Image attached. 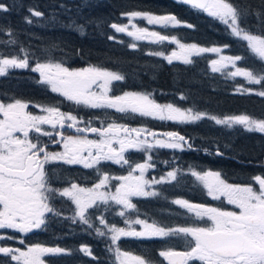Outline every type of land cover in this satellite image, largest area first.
Returning a JSON list of instances; mask_svg holds the SVG:
<instances>
[{
  "label": "snow or ice",
  "instance_id": "snow-or-ice-1",
  "mask_svg": "<svg viewBox=\"0 0 264 264\" xmlns=\"http://www.w3.org/2000/svg\"><path fill=\"white\" fill-rule=\"evenodd\" d=\"M176 2L206 13L225 25L230 37L244 42L243 46L249 55H224V50L231 47L228 44L206 47L198 46L197 43H183L175 35L150 31L133 22L142 19L147 25L161 28L195 27L182 23L174 14L132 10L121 13L127 18L128 24L113 22L109 26L115 33H126L137 41L147 39L151 43L168 42L176 45L178 51L147 53L162 58L170 65L174 61L191 65L195 63L193 57L214 53L218 58L209 61L213 73L227 70L226 78L235 80L241 77L246 85L258 86L239 84L235 88L236 93L264 98V0L259 7H254L248 0ZM11 10L4 0H0V13H9ZM28 13L23 17L27 24L34 23L32 17L44 16L34 7H29ZM253 19L255 23H250ZM75 28L83 33V25H76ZM108 39L117 38L110 35ZM0 44L7 49L0 52V77L8 76L13 69H30L32 73L38 74V84L76 106L114 110L124 117L131 114L180 124H194L208 119L227 128L241 126L246 132L264 134V118L247 113L220 117L192 107L182 109L173 103H158L151 93L124 91L113 95V82L124 81L123 74L98 65L71 68L63 59H56L53 51L58 48L56 44L47 49L30 51L31 46H23L10 25L0 24ZM16 45H19L17 49L10 47ZM129 47L135 49L137 45L133 43ZM249 60L253 61L252 65L248 64ZM239 62H243L244 66H240ZM180 99L186 100L187 97L181 94ZM59 104H37L15 97L8 98L7 102L0 100V230H13L26 235L46 227L51 214L70 220L72 224L86 225L87 229L83 231L93 230L97 236H107L111 245L115 246L116 264H164L165 261L167 264H264V173L255 174L247 183L241 184L228 182L220 171L189 167V174L202 185L208 197L213 201H226L227 205L234 208L226 210L177 198L172 203L185 209L194 218L187 226L171 227L156 221L148 223L145 219H130L126 213L138 211L132 197H157L161 192L155 190L154 185L178 182L179 168L166 171L158 179L146 177V173L156 167L153 162L154 150L183 151L185 147L192 149L193 145L177 131L158 133L147 127H131L111 117L95 127L90 120L85 121L72 112L62 111ZM30 105L38 108L40 114L30 111ZM66 128L74 129L75 134H67L63 131ZM89 133L96 138L90 139ZM49 144L60 145L62 151H50ZM133 151L143 153L144 160L134 161L130 155H126ZM204 151L209 152L210 149L205 148ZM213 154L223 156L224 152L216 145ZM106 162L127 165V175L111 176L101 167ZM164 163L167 165L168 161ZM52 164L94 169L96 182L86 187L65 178L64 186L55 187V177L48 167ZM112 180L118 183L111 185ZM112 187L115 191H112ZM57 199L61 204L59 209L55 206ZM65 201H69L70 205H66ZM109 202L121 206L117 215L124 218L127 227L109 223L103 213L96 215L100 206H108ZM64 207H68L71 215H64ZM108 210L105 208V211ZM93 216L99 226L93 222ZM133 225H140V230H136ZM88 234L91 235V232ZM122 237H179L184 241V248L161 249L158 256L162 260L154 261L151 257L122 251L117 246ZM4 240H17L21 245L25 244L24 239L0 232V242ZM108 250L113 251V248L109 247ZM74 251L41 243L26 245L24 249L0 243V256L5 258L0 260V264H46L43 259L45 256L72 255ZM78 251L93 260L98 259L87 244H81Z\"/></svg>",
  "mask_w": 264,
  "mask_h": 264
},
{
  "label": "trees",
  "instance_id": "trees-1",
  "mask_svg": "<svg viewBox=\"0 0 264 264\" xmlns=\"http://www.w3.org/2000/svg\"><path fill=\"white\" fill-rule=\"evenodd\" d=\"M81 1L4 0L12 10L9 13H0V24L10 25L16 31L19 41L26 48L31 46L30 51L43 50L44 47L50 48L53 44L58 45V48L53 50L56 59H63L67 66L98 65L120 72L125 76V79H129V83L126 85H123V82L115 84L112 93L123 92L127 89H139L151 93L158 103L166 104L174 101L173 103L183 108L192 107L196 110L214 114L264 113V98L236 93L235 88L239 85V82L221 81L218 75L208 69L203 56L191 65H184L179 61H174L170 65L160 57L148 55L146 53L147 45L144 43L139 44V49L136 50L126 48L124 45L119 44L117 40L108 39L110 35L118 37V34L109 26L110 21L103 20L104 16H113L118 11L140 9V11H150L157 14L173 12L180 19L194 25L195 27L192 29L181 26L175 30V34L183 42L191 41L201 45L220 46L228 42L219 30L199 19L200 16L186 12L187 8L169 4L167 3L169 0H144L145 4L141 6L139 2L143 0H104L96 1V4L87 1L81 3ZM248 2L255 6L257 4L259 7L262 0H248ZM61 5H64V7H61ZM29 7H34L43 12L44 16L41 18L32 17L33 24L25 23L23 17L29 15ZM97 10L100 12L99 15L96 13ZM46 18H49V20L46 21ZM69 25H72V27ZM76 25H83V33L76 30ZM206 27H209L210 30H207ZM78 33H81L80 36ZM205 34L207 35L204 36ZM3 47L0 44V48ZM166 48L164 47L162 50L166 51ZM150 65H154V67L150 68ZM19 82L20 85L17 86L18 94L24 96L31 92L33 96H36L37 86H27L26 79L21 77ZM181 94L185 95L187 99L181 100ZM52 100L60 102L55 97ZM134 123L132 122V124ZM159 123L162 124V121ZM198 126L201 130L196 135L198 139L194 143L219 144V142L210 139L208 133L213 127L210 125L209 120L200 121ZM187 132L194 134L192 131L187 130ZM233 142L237 143L235 137ZM243 146L240 145V149ZM247 150L248 148L238 151L248 153ZM159 152L166 153L165 149H161ZM250 152L253 154L258 153L255 150ZM240 154L241 157H245L243 153ZM253 156L248 155L250 158H253ZM153 159H155L153 160L155 162L157 157H153ZM61 181H64V179L55 180L54 186L62 185ZM55 206L57 207L56 203ZM169 207V203L163 205V208ZM58 208L60 207L58 206ZM62 211L66 216L71 215L67 207ZM163 214L165 216L169 213L163 211ZM167 222L170 223V221ZM54 224L48 232L36 239V242L45 243L49 246L71 248L75 251L72 255H52L50 257L51 264H94L95 260L78 251L81 243L89 245L98 259L103 258L102 242L95 241L87 236L86 231L82 230L84 226H81L80 231L79 223L72 224L70 220H65L62 217H57V222ZM66 232L70 233L65 235ZM61 235L62 239H58ZM167 246L169 245H163L161 249ZM155 251L154 248L153 252L155 253Z\"/></svg>",
  "mask_w": 264,
  "mask_h": 264
},
{
  "label": "flooded vegetation",
  "instance_id": "flooded-vegetation-1",
  "mask_svg": "<svg viewBox=\"0 0 264 264\" xmlns=\"http://www.w3.org/2000/svg\"><path fill=\"white\" fill-rule=\"evenodd\" d=\"M169 4H177L176 0H169L167 2ZM144 0L142 2H139V5H144ZM254 7H258L253 4ZM140 10V9H139ZM192 11H197L193 10ZM132 11V10H130ZM122 12H128V11H118L113 16H104L103 20H108L111 23L113 22H119L122 24H128V20L126 17L121 16ZM201 13V16L203 12L199 11ZM96 13L99 15V10L96 11ZM155 14V12H152ZM200 16V17H201ZM199 17V18H200ZM138 26H147V28H150L149 25L146 24V22L142 19H136L133 21ZM250 23H255V20H251ZM131 27H129L130 30ZM220 28H222L224 31L223 33L226 34L229 39L233 42V45L225 49L222 54L224 55H249L246 51V47L243 46L244 42L238 41L236 38L230 37L228 32L226 31V26L220 23ZM117 42L119 41V44L124 45L126 48L130 49V44H136L137 47L136 50L139 49V44L141 42H144L145 40H134L132 37H129L126 35V33H118ZM122 41V42H121ZM25 46L24 44H22ZM214 46V45H211ZM220 46V45H216ZM222 46V45H221ZM12 49H17L18 46H10ZM26 47V46H25ZM7 49L0 48V52H5ZM209 55V53H206ZM240 66H244L243 62H239ZM249 65L253 64L252 60L248 61ZM127 70V67H126ZM227 70H225L226 72ZM224 72V73H225ZM37 75V77H36ZM20 77L22 79H26V85L27 86H37L38 92L36 96H33V94L30 92V94L27 95H20L17 92V86L20 85L19 79ZM38 74L32 73L30 69H13L10 71V74L6 77H0V100H3L7 102L8 98L15 97L22 99L24 101H32L37 104H51L56 103V101H53V96L50 95V90L41 84H38L36 81L38 80ZM239 82V84H245V86L250 87L249 85H246V82L243 78L237 77L236 78ZM128 83V82H127ZM254 86V85H252ZM61 107V110L64 112H72L74 115H78L79 117L83 118L85 121H91L92 126L99 127L100 124H98L95 120L94 116H97L94 113V109L84 108L82 106H76L75 104L65 101L62 97L59 100ZM30 111L40 114V111L38 108H34L30 105L29 108ZM209 113V112H208ZM212 115H217L220 117L225 116L226 114L221 113H210ZM242 114V113H237ZM250 114L256 118H264V113H247ZM138 118V117H137ZM146 118V117H145ZM150 118V117H149ZM151 119V118H150ZM208 120V119H205ZM132 124V122H134ZM131 125L134 127L136 126H150L151 124L149 121H138V120H129ZM162 125L167 124V126L170 127V125H173L172 123H168L163 121ZM200 122L194 123V124H188L185 125V127L180 126L181 124L171 127L173 128L171 131L178 130L181 135H184L187 139H189V142L193 145L192 149H188L185 147L183 151L180 150H172V149H165V154H160L159 157H157L155 161L156 167L154 169H151V171H148L146 173V177L151 179L152 177H156L157 179L166 173V171L171 170L172 168H179L180 175L178 176V182H172L171 184H161V185H154V189L161 192V195L157 197H132V202L137 205L138 211H128L126 214L128 218L130 219H145L148 223H152L153 221H156L159 224L163 225L164 221H170L171 224L167 226L176 227V226H187L193 222V217L191 214L187 213L185 209L180 208L178 205H175L172 203V200L177 198H183L190 202L194 203H203L211 206H219L223 207L226 210H232L234 206L227 205L226 201H213L210 197L207 196L206 190L203 189L202 185L195 180L194 177H192L189 174V167L195 168L196 170H216L220 171L225 179H227L230 183H247L251 176L259 173H264V140L260 139V136H264V134L260 133H250L246 132L245 130H242L241 132H238L239 135L235 137V140L237 143L230 142L233 139L232 135L230 134L229 128L223 125H216L213 121L209 120L210 125L213 127L212 130L209 131L210 139L215 140L219 142L218 146L220 147L221 151L224 152L223 156H216L215 158H208L213 156L214 150L216 145L212 144H204V143H194L193 138L188 136V131H192L195 135H198L200 133L201 128L198 126ZM162 126L160 123L157 124L158 126ZM83 126V125H81ZM190 126V127H188ZM47 128V126H45ZM159 128V127H158ZM160 129V128H159ZM51 130V129H49ZM67 134H75L74 129H63ZM218 133L220 136H217L216 138H211L212 134ZM90 139L96 138L94 134L89 133L88 134ZM43 139L47 140L46 137ZM252 144L246 143L250 142ZM221 142H226L222 144ZM246 143V144H245ZM228 146L227 148L224 146ZM240 145H246V148H248V152L250 150L260 151L256 153V155L253 156V158H250L248 156L241 157L242 151L240 149ZM209 148V152H205L204 149ZM49 150L50 151H62V148L60 145L56 144H49ZM161 150V149H160ZM134 152V151H133ZM135 153V152H134ZM131 153H126V155H131ZM139 154V153H138ZM143 161V159H141ZM164 161H168V164L166 165ZM49 170L51 174L55 177L56 181H60V178H70L75 180L77 183L81 184L82 186L91 187L92 184L96 181V173L94 169H85L80 165H63V164H52L49 165ZM103 169H105L111 176H113L114 172L112 169H128L127 165L121 166L116 165L111 162H106L101 165ZM55 170L54 172L52 170ZM127 174V172H126ZM138 175V174H134ZM62 185L56 186V187H62L64 186L63 181ZM113 180L111 181V183ZM115 185V184H113ZM169 197V198H168ZM165 198V200H164ZM58 206L61 208L60 200L57 199L55 201ZM170 204L169 208H163L164 204ZM66 205H70L69 201H65ZM68 208V207H67ZM59 209V208H58ZM65 207L62 209L64 210ZM163 211H167L169 214L165 215L163 214ZM99 210L96 212V215H98ZM135 215V216H132ZM50 219L47 221L46 227H42L41 229L34 230L31 233L28 234H20L17 232H14L13 230H0V232L6 233L7 235L16 236L21 239L25 240V244H34L38 243L36 242V239H38L40 236L44 235L48 230L54 226L57 222V217L51 216L49 214ZM111 219V218H110ZM113 220H117L119 224L125 226L123 222L124 218H115L112 217ZM60 220V219H59ZM93 221L95 224L98 225V221L95 220V216H93ZM54 222V223H53ZM79 225V229L81 231V226H84V229H87L86 225ZM133 227L136 230H140V225H133ZM91 232V235L88 233ZM87 236H90L95 241H101L102 242V252H103V258L95 260L94 264H116L115 262H111L108 257H105V252L107 249H109L108 244H111L110 239L105 237L97 236L96 233L93 230H87L86 232ZM57 239V238H56ZM58 239H62V235L58 237ZM125 242H133L135 244L136 250L138 255H143L146 257H151L154 259V261H160L162 260L161 257L158 256V251L161 250V247L163 245H170L171 247L175 248L176 250H183L184 248V241L180 239L179 237H172V238H152V239H138V238H132V237H124L123 238ZM5 246H11V247H18V245H21L17 240H4L2 242ZM46 246H49L48 244L41 243ZM84 244V243H81ZM80 244V246H81ZM141 245V248H138L137 245ZM89 246V245H88ZM108 246V248H107ZM156 249L155 253L153 252V249ZM109 252V250H108ZM52 255H48L43 257L46 264H51V257ZM2 256H0V260H3ZM84 264V263H80ZM164 264H167L165 261Z\"/></svg>",
  "mask_w": 264,
  "mask_h": 264
},
{
  "label": "rangeland",
  "instance_id": "rangeland-1",
  "mask_svg": "<svg viewBox=\"0 0 264 264\" xmlns=\"http://www.w3.org/2000/svg\"><path fill=\"white\" fill-rule=\"evenodd\" d=\"M164 13H168V14H172L171 12H164ZM46 21L47 20H49V18H46L45 19ZM209 20H214V19H209ZM146 22V21H145ZM146 24H147V22H146ZM150 26V28H148L150 31L151 30H155V31H159V32H161V34H163V30H161V29H155L154 27H153V25H149ZM139 27H146L147 28V26H139ZM168 28H172V27H168ZM168 28H165V29H168ZM206 29L207 30H209L210 28L209 27H206ZM130 30H132L131 28H130ZM80 34L81 33H78V35L80 36ZM207 34H205L204 36H206ZM207 38V37H206ZM147 40V39H146ZM147 41H149V40H147ZM168 43V42H167ZM169 44V43H168ZM214 46H216V45H214ZM47 48H49V47H44L43 49H47ZM173 50H177L178 51V49L176 48V47H174V48H170L169 50H168V52L167 53H170L171 51H173ZM218 58V56L216 55V54H214V53H210V55H208V56H206L205 57V59H206V61L208 62V64H209V61L211 60V59H217ZM150 68H153L154 67V65H150L149 66ZM230 70V69H229ZM218 73V72H217ZM221 73H224V72H221ZM221 80V79H220ZM233 81H236V80H233ZM100 112H102V114H97V116H94L95 117V120H93V121H97L98 122V124H101V122H103V121H106V120H108L109 119V117H111L112 119H115V120H117V122H120V123H127V124H129L131 127H134L133 125H131V123L128 121V120H138V121H144V122H147V121H149L150 120V118L149 117H146V118H143V119H140V118H136V117H133V116H131V115H128L127 117H124V116H119L117 113H115V111L114 110H103V109H100L99 110ZM154 122H156V121H154ZM165 122H168V123H172L173 125H170V127L169 126H167V124H165V125H163V126H158L160 129H162L163 131H171L173 128H171V127H175V126H177V125H179L180 123H174V122H170V121H165ZM185 125H188V124H185ZM180 126H183V127H185L183 124H181ZM136 127H147V128H149V129H151V130H158L159 128L157 127V125H155V126H152V125H150V126H145V125H141V126H136ZM242 130H244L241 126H234L233 128H229V131H230V134L232 135V137L234 138V137H236L237 135H239V133L238 132H241ZM174 131H177V132H179L177 129L176 130H174ZM262 135V134H261ZM188 136L189 137H191V138H193V142H195L197 139H198V136H196V135H194V134H189L188 133ZM217 136H220V134H218V133H214V134H212V136H211V138H216ZM260 139L261 140H264V136L262 135V136H260ZM232 141H230V142H233V139H231ZM222 144H224V143H226V142H221ZM234 143V142H233ZM247 143H251V141L250 142H247ZM246 144V143H245ZM225 147V146H224ZM227 148V147H226ZM247 148H246V145H244L243 147H242V149L241 150H246ZM160 151V149H155L154 150V152H153V157H159V155L160 154H162L161 152H159ZM250 151H254V150H250ZM242 152L243 153V155L244 156H248V155H256V154H253V153H251V152ZM258 152H260V151H258ZM244 153H246V154H244ZM130 157H131V159L132 160H134V161H140V162H142L141 161V159H143L144 160V155H143V153H134V152H132V154L130 155ZM209 159L210 158H215L216 159V156L215 155H213V156H211V157H208ZM153 160H155V159H153ZM155 163V162H154ZM112 171L114 172V174H113V176H119V175H127L126 174V172H128V169H117V167L116 168H114V169H112ZM149 171H151V169L149 170ZM134 174H138V173H134ZM96 182V181H95ZM111 183V182H110ZM118 183V181H116V180H113V182L111 183V185H113V184H117ZM112 191H115V188L114 187H112ZM105 208H108L109 210L108 211H105ZM121 210V206H118V205H115V204H112V202H109V205L108 206H105V205H101L100 206V209H99V213H98V215L100 214V213H103V215L105 216V218L107 219V221L109 222V223H115L117 226H119V227H127L126 225L125 226H123V225H121V224H119L118 223V221L116 220H113L112 219V217H115V218H121L119 215H117V212L118 211H120ZM126 216H127V214H126ZM128 217V216H127ZM111 218V219H110ZM122 223H124V220H123V222ZM70 232H66L65 233V235H67V234H69ZM117 246H119V248L122 250V251H128V252H130V253H132V254H134V255H138V253H137V250H136V247H135V244L133 243V242H125L124 241V239H120L118 242H117ZM26 245H29V244H26ZM26 245H18V247L19 248H21V249H24L25 248V246ZM80 246V245H79ZM108 246L109 247H112L113 248V251H109L108 252V249L106 250V252H105V257H108V259H110V261L111 262H115L116 260H115V252H114V248H115V246H112L111 244H108ZM108 246H107V248H108ZM137 247L138 248H141L142 246L139 244V245H137ZM167 247H171L170 245L169 246H167Z\"/></svg>",
  "mask_w": 264,
  "mask_h": 264
},
{
  "label": "water",
  "instance_id": "water-1",
  "mask_svg": "<svg viewBox=\"0 0 264 264\" xmlns=\"http://www.w3.org/2000/svg\"><path fill=\"white\" fill-rule=\"evenodd\" d=\"M156 132L160 133L159 131H156Z\"/></svg>",
  "mask_w": 264,
  "mask_h": 264
}]
</instances>
